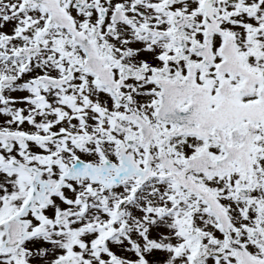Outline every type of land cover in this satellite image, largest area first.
Here are the masks:
<instances>
[{
	"label": "snow or ice",
	"instance_id": "obj_1",
	"mask_svg": "<svg viewBox=\"0 0 264 264\" xmlns=\"http://www.w3.org/2000/svg\"><path fill=\"white\" fill-rule=\"evenodd\" d=\"M0 264H264V0H0Z\"/></svg>",
	"mask_w": 264,
	"mask_h": 264
}]
</instances>
